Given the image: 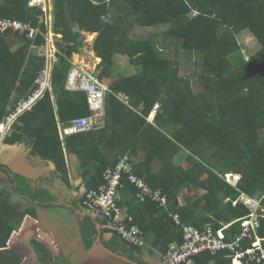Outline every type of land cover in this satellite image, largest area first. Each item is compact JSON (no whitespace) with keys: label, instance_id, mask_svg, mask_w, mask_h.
<instances>
[{"label":"trees","instance_id":"16d2710c","mask_svg":"<svg viewBox=\"0 0 264 264\" xmlns=\"http://www.w3.org/2000/svg\"><path fill=\"white\" fill-rule=\"evenodd\" d=\"M31 3L0 0L1 20H17L37 30L33 38L14 30L0 37V124L37 87L46 66L40 49L47 44L49 29L41 21L44 13ZM149 29L155 32L144 34ZM247 30L262 45L251 62L237 40ZM53 32L57 51L51 90L19 118L5 144L26 145L32 156L53 163L55 177L70 185L63 154L67 149L85 170L94 171L95 190L104 172L129 155L135 174L168 197L169 212L198 229L208 223L221 229L251 215L243 202H234L244 194L264 196V0H53ZM84 33L97 34L93 50L102 60V82L112 78L116 56L128 57L142 73L115 78L106 96L104 125L67 137L65 148L58 124L69 126L92 115L87 94L67 88L73 58L85 46ZM189 67L194 68L192 75L182 77ZM182 151L188 153V167L175 162ZM0 172L15 178L20 196L48 206L56 201L1 164ZM227 176L242 180L233 187ZM193 189L198 196L185 195ZM136 195L126 183L120 206L133 217L127 223L139 225L155 247L168 250L171 243L182 244V229L169 213L157 204H140ZM22 219L20 208L0 195V264H22L21 255L3 249ZM96 223L101 226L102 217L87 216L81 225L86 247L99 234ZM262 223L264 238V218ZM238 230L241 223L229 233ZM101 233L102 239L111 235L113 253L140 252L116 232L101 227ZM18 246L31 258L28 264H37L42 255L37 246L24 238ZM53 253L44 255L52 259ZM63 255L55 264H72ZM227 255L204 253L192 264H232Z\"/></svg>","mask_w":264,"mask_h":264},{"label":"built area","instance_id":"2783aa9c","mask_svg":"<svg viewBox=\"0 0 264 264\" xmlns=\"http://www.w3.org/2000/svg\"><path fill=\"white\" fill-rule=\"evenodd\" d=\"M40 2V0H32ZM42 3V2H40ZM6 30L28 32V37L33 38L37 30L31 25L20 21L0 19V37ZM56 35L49 31L47 44L40 49V55L46 58V66L42 70L36 84L37 87L28 98L21 100L14 112L0 124L1 141L13 131L14 124L27 111L34 106L51 90V77L53 61H56L55 46ZM247 56V55H246ZM83 57V56H82ZM249 62L252 57H248ZM68 79V90L86 93L92 115L88 118L75 120L71 125H61L60 135L63 139L80 134H86L104 125L106 96L111 93L110 84L102 82L97 74L98 63L85 58L75 61ZM227 182L236 187L241 182V176H227ZM130 184L136 191V200L140 204H157L169 213V217L180 226L183 232V243L169 247L161 255L160 264H192V261L201 254L207 253L216 256L219 253L228 254L232 264H264V238L261 236L262 219L264 218V196L250 197L244 194L238 201L248 206L252 213L248 217L237 220L215 229L211 223L198 229L192 225L184 224L178 214L169 212V199L162 190L151 189L147 182L135 174V167L129 155L121 156L117 165L104 172L102 185L96 190H91L83 197V208L86 213L100 216L103 219L101 227L109 232H116L121 239L133 246L144 247L146 242L143 231L133 222L127 208H122L121 192L125 184ZM128 222V223H127ZM241 223V230L236 233L227 232L236 224Z\"/></svg>","mask_w":264,"mask_h":264},{"label":"crops","instance_id":"0c3cea01","mask_svg":"<svg viewBox=\"0 0 264 264\" xmlns=\"http://www.w3.org/2000/svg\"><path fill=\"white\" fill-rule=\"evenodd\" d=\"M46 1L47 0H40V2H46ZM30 6L35 7L36 5L30 4ZM41 7H38V8H40L42 11ZM51 9L52 10H50L49 12V19L50 17L51 18L53 17V7H51ZM42 13H44V11H42ZM41 21H45V14H44V17L41 18ZM49 23L51 24L49 31L53 32V19H51ZM149 30L155 32V29H149ZM158 30L162 32L164 29H158ZM244 34H251L250 37H253L256 39V43H254L253 47L254 49L258 48L257 52H259L262 49V45L260 44L256 36L251 31H248V30L244 31L243 33L239 35H244ZM86 35L91 36V37L95 35L94 39H92L93 44H94L97 34L96 33L94 34L84 33V36ZM58 37L61 38L62 36L59 35ZM85 43L92 45V43L87 41L86 37H85ZM244 46H249V45L246 44ZM83 55L84 54L81 52L74 56L73 61H72L73 67L75 65L74 64L75 61H80L81 59H83L82 57ZM94 55L96 58V62L98 63V66H101L102 60L99 57H97L96 53ZM70 74H71V71H70ZM127 77H130V76H127ZM104 82L108 83L107 81H104ZM157 109L158 108H155L153 113H151V116L153 115L154 116L153 118H151L150 116L149 118L150 122L154 121L155 116L157 114ZM105 110H106V107H105ZM61 125L62 124H58L59 137L62 142V145L65 146L66 148L67 138L63 139L60 135ZM4 139L2 141L0 139L1 141L0 142V164L3 167L8 168L10 172H12L13 175L24 177L25 179H27L30 182L32 188L40 189L42 191L44 190L43 192L46 194V197L55 198L56 200V201H53V200L49 201L50 205L48 206V202L39 203V202L31 201V199L29 198L26 199L17 193V189L19 188V185L15 184L16 183L15 178L10 177V175L6 172H0V176H1L0 180L2 179L8 180V182H6V185H8L9 187L8 186L7 187L10 189V190L0 189V195L7 197L8 204H10L12 207H19L20 210L24 213V219H22L23 222L21 224H18V223L16 224L17 230L14 232V235H13L14 238L10 241L9 245L6 244V246L3 247L4 251L16 252L17 254L21 255L22 264H28L29 261H31V258L27 254L23 253L19 249V246H18L20 240L24 238L25 240L37 246L38 249L42 252V255H40L39 259H37L36 261L37 264H55L54 261L58 262V258L61 255H63L61 253H65V251L63 252L60 251V247H59V243L62 244L63 242L62 240L59 241L58 237L56 238L55 232L52 231L51 227L48 226L47 223L50 225L52 224L54 225V223L55 224L58 223L56 224V228L57 226L60 225V228L62 229L63 234L67 235L65 236L66 238L65 244H67L68 242L67 245L69 244L74 245L75 242L71 240H75V239H70L71 234L67 232V228L65 227V225L61 226V224H63L62 221L58 220L57 222H51L50 220H48L47 217L45 216L44 210L50 207H61V208H67L70 211H72L75 215L73 213L72 214L76 216V218L78 219V233L81 236V241L83 245V252H82L83 259L81 262L82 264H90L91 260H93L91 256L97 250L104 251L106 254L110 256V258L114 259V261L110 262V264H159L160 263L161 255L164 253V251H166L165 247H162V246L155 247L154 245H151L150 239L148 238V236L146 237V234L143 231V229H142L143 238L146 242V245L144 247H141L140 252H137V251H132V252L131 251H128V252L120 251L119 252L117 251V253H113L111 249H109V247H113L112 243L110 242V240L112 239L110 234L104 235L103 239L101 238L100 242L96 238V240L92 244H90L89 247H86L80 230H81V225L83 224V222H85L86 217L89 216L90 214L89 213L87 214L85 209L83 208V198L82 197H84L88 191L95 190V189H91V187H93V185L95 184L94 171L90 170L89 168L85 170L80 163V159H78L77 156L70 154L66 149L65 152H63V154H65V159H66L68 169H69L70 185L65 184L63 183V180L56 178L55 175L53 174L55 171V165L53 163L45 161V159H42L40 157L32 156L30 154V150L24 144L20 143V144H15V145H7L4 143ZM40 169H42V172L40 171ZM108 169H112V168H108ZM42 175H45V176H42ZM198 195H199V192L197 196ZM59 196L65 197V199L60 200ZM122 200H123V203H125L123 198ZM91 218L95 219L93 217ZM98 226H100V224L96 223L98 233L100 234L101 229L99 230ZM99 234L97 235L99 236ZM227 234H231V233H229L228 231ZM101 237H102V233H101ZM176 244L177 243H171L169 247H171L172 245H176ZM50 250L54 252L51 257L52 259L44 255V253ZM63 256L66 257V260H70V263L73 262L72 258L70 257L72 255L69 254L68 252H67V255L65 254ZM98 257H101V256H98ZM133 259H136V260L140 259L142 262L139 263ZM99 264H109V262L108 261L99 262Z\"/></svg>","mask_w":264,"mask_h":264},{"label":"rangeland","instance_id":"374dc122","mask_svg":"<svg viewBox=\"0 0 264 264\" xmlns=\"http://www.w3.org/2000/svg\"><path fill=\"white\" fill-rule=\"evenodd\" d=\"M37 3L39 5H36L35 7H41L42 6L41 7L42 11H44V14H45V23H46L48 29L50 30L51 24L49 22L51 19H53V17L52 18L50 17V19H49V12H50V10H52L51 7H53V0H49V1L47 0L46 2H42V3H39L38 1H34L33 4H37ZM192 15L197 16V13H193ZM153 33H154V31L147 30L146 33H144V34L151 35ZM250 35L251 34H244V35H238L237 36L238 43L241 44V46L243 47V55H247L248 57L256 54L257 50H258V48L254 49V47H253L254 43H256V39L253 37H250ZM85 37H86L88 42L92 43V45L85 43V46L82 49V53L84 54L83 58H85L86 60H90L91 62H95L96 58L94 55L95 53L93 52V41H92V39H94L95 35H93V37L86 35ZM245 43L248 44L249 46H244V45H246ZM115 62H116V66H115V68L112 69V78L107 79L108 83H111L112 81H114L115 78L120 77V76H136V75H139L142 73L141 67L131 65L128 57L116 56ZM96 71H97V74H100L101 73V66H98ZM193 71H194V68H192V69H191V67L184 68L181 76L182 77H186V76L190 77L192 75ZM187 155H188L187 152L182 151L175 159L176 164L179 166L183 165L184 167H188L186 165V162H185V158ZM40 171L42 172V169H40ZM42 176H45V175H42ZM6 182H8V180H6V179L0 180V189L1 190L2 189L10 190L8 188L9 186L6 185ZM4 185H5V187H4ZM197 194H198V192L195 189H193L191 192H185V195L186 196L188 195L190 197H196ZM59 197H60L59 198L60 200L65 199V197H61V196H59ZM67 197H69V196H67ZM79 199H81V198H79ZM181 200H183V199H181ZM44 211H45V216L51 222H57L58 220L62 221L63 224H61V226L65 225V227L67 228V232L71 234L70 239H75V240H71V241L75 242L74 245H71V244L67 245L68 242H67V244H65V240H66L65 236H67V235L63 234L62 229L60 228V225L57 226V228H56V224H58V223H56V224L54 223V225L53 224L50 225L47 223V225L51 227L52 231L55 232L56 238L58 237V240L59 241L62 240V242H63L62 244L59 243L60 251H62V252L65 251L66 255H67V252L69 254H71L72 256H70V257L72 258V260L74 262V263L72 262L73 264H82L81 262L83 259V256H82L83 255V253H82L83 252V245H82V241H81V236L78 233V219L76 218V216H74L75 214L72 211H70L69 209L61 208V207H50V208H46ZM76 247H77V249H76ZM98 256H101V257H98ZM91 258L93 260H91L90 264H99V262H105V261H108L110 264V262L114 261V259L110 258V256L102 250H97L95 253L92 254Z\"/></svg>","mask_w":264,"mask_h":264},{"label":"water","instance_id":"95a60500","mask_svg":"<svg viewBox=\"0 0 264 264\" xmlns=\"http://www.w3.org/2000/svg\"><path fill=\"white\" fill-rule=\"evenodd\" d=\"M90 217H93V218H96L97 216L96 215H89ZM98 228H99V230L101 229V226H98ZM97 239L99 240V242L101 241V231H100V234H99V236L97 237ZM120 258V257H119Z\"/></svg>","mask_w":264,"mask_h":264},{"label":"clouds","instance_id":"9594fccd","mask_svg":"<svg viewBox=\"0 0 264 264\" xmlns=\"http://www.w3.org/2000/svg\"><path fill=\"white\" fill-rule=\"evenodd\" d=\"M160 264V263H159Z\"/></svg>","mask_w":264,"mask_h":264}]
</instances>
